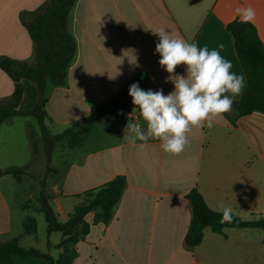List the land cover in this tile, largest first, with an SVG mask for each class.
<instances>
[{
  "label": "crops",
  "instance_id": "0c3cea01",
  "mask_svg": "<svg viewBox=\"0 0 264 264\" xmlns=\"http://www.w3.org/2000/svg\"><path fill=\"white\" fill-rule=\"evenodd\" d=\"M45 1L0 0V55L33 61L34 43L18 15L21 10L35 11ZM249 6L256 12L252 23L264 44V0H75L69 12L75 54L65 83L58 87L48 83L45 92L51 132L58 134L87 117L135 78L144 81L145 90L162 89L165 94L173 90L172 82H166L169 73L158 63L159 54H154L158 36L152 30L165 29L171 37L220 51L231 61L232 71L245 78L238 100L247 81L226 26L239 19L236 8ZM175 72L183 74L184 66H177ZM23 83L19 109L27 110L36 101L37 88L29 80ZM13 92V80L0 69V100ZM133 107L130 118L108 117L89 124L81 143L60 153L61 166L48 179L51 205L58 220L65 222L84 192L118 175L125 177L110 221L92 224L74 244L73 264H264L261 228L225 227L217 233L207 227L199 245L185 244L192 215L188 194L194 188L212 210L230 208L244 220L264 217V114L237 116L232 105L215 118L212 128L193 127L185 150L171 155L158 140L143 146L125 140L129 121L143 124ZM17 118L24 117L0 123V168L31 164V169L29 122ZM27 178L19 182L11 175L0 176V241L18 236L21 247L36 248L56 259L40 249L36 235L23 234L26 217L37 224L41 215L38 183L31 179L34 194L24 186ZM15 185L23 186L21 195L17 196ZM92 218L89 214L86 220L91 223ZM50 234L40 240L46 247Z\"/></svg>",
  "mask_w": 264,
  "mask_h": 264
},
{
  "label": "trees",
  "instance_id": "16d2710c",
  "mask_svg": "<svg viewBox=\"0 0 264 264\" xmlns=\"http://www.w3.org/2000/svg\"><path fill=\"white\" fill-rule=\"evenodd\" d=\"M75 0H46L35 11L21 10L19 20L27 30L34 43V58L26 62L0 55V69L14 82V92L10 98L0 100V123L9 122L14 117H32L36 119L41 135L47 170L52 160L55 145L64 142L69 149L78 146L87 131L89 124L108 117L121 118L125 111L131 109L132 98L128 94L129 86L138 82L143 87L144 81L135 78L114 97L104 101L85 118L69 125L58 134H54L47 127L49 119L46 111L47 98L45 95L47 84L53 87L65 83L67 69L75 54L76 44L69 33V12ZM227 31L233 38L237 58L246 76V88L233 107L237 116L253 112L264 114V44L252 22L241 23L239 19L229 22ZM23 80L31 81L37 88V98L34 105L27 110H20L25 85ZM27 133L31 140L33 156L37 154L38 138L32 128ZM34 158V157H33ZM29 165L0 168V176L11 175L17 181H22L28 173ZM53 170V169H52ZM56 170L54 169L53 172ZM52 173V172H51ZM38 202L40 211L44 213L47 232H60L63 239L57 245L62 249L54 259L49 253L36 248H23L19 245V237L0 241V264H16V258L35 259L43 264H73L76 250L69 247L80 238L87 235L90 226L97 223H108L112 217L113 207L119 201L125 187V177L118 175L104 185L88 190L82 194L83 199L70 213L65 222L57 218L50 197L45 194L46 184L40 180ZM192 207L191 221L185 235L188 247L199 245L203 239V231L209 227L213 232L222 233L225 227L261 228L264 229V217L244 220L232 213V221L220 223L222 211L209 208L197 188L188 194ZM92 214V222L86 217ZM37 224L33 217L27 216L24 222V235L36 234Z\"/></svg>",
  "mask_w": 264,
  "mask_h": 264
},
{
  "label": "clouds",
  "instance_id": "9594fccd",
  "mask_svg": "<svg viewBox=\"0 0 264 264\" xmlns=\"http://www.w3.org/2000/svg\"><path fill=\"white\" fill-rule=\"evenodd\" d=\"M235 15L239 22L250 23L256 12L251 6L239 7ZM152 31L158 36L154 54H159V65L169 73L166 82L174 87L165 94L162 89H142L138 82L129 86L133 111H139L143 124L129 121L124 138L130 144L139 141L141 146L158 140L165 153L179 155L190 143L188 133L193 127L212 128L216 117L231 110L245 87V78L232 71L231 61L217 49L171 37L165 29ZM179 65L184 66L183 74L175 72ZM232 218L231 209L223 208L220 223Z\"/></svg>",
  "mask_w": 264,
  "mask_h": 264
},
{
  "label": "rangeland",
  "instance_id": "374dc122",
  "mask_svg": "<svg viewBox=\"0 0 264 264\" xmlns=\"http://www.w3.org/2000/svg\"><path fill=\"white\" fill-rule=\"evenodd\" d=\"M16 120H20L19 122H24V124H25L26 121H28L29 125L26 128V132H27L29 127L32 128L35 131L36 137L39 140L38 141L37 154L35 156H33L34 158L32 160V163H34V164H33V167L31 169H30V165L31 164H29V168H28V172H29L28 174L29 175H25L28 178L26 179V181L24 183V186L28 190L31 189V191L34 193V190H32L33 189V185H34V181H32L31 179H34L35 181H37L38 189H40V184H39L40 180H44V182L46 184V187H45L46 193L45 194H47L50 197V203H51L52 197L47 193V184L49 182L48 179L55 174L56 171L53 172L54 169L56 170L57 166H61L60 165L61 164L60 153L64 152L65 149L68 148V147H67L65 141L64 142H60V143L55 145V148H54V151H53V155H52V160H51V163L49 164V167H51V169L47 170V163H46V160H45L44 150H43V146H42V142H41V138H40L41 135H40L39 126H38V123H37L36 119H34L32 117H24V118H17ZM46 124H47V127L49 128L48 120L46 121ZM21 127H23V126H21ZM24 128H25V126H24ZM100 128H102V125H101ZM28 136L29 135L26 136V140L29 143L30 140H29ZM61 148H62V150H61ZM20 152L21 151H17L18 154ZM40 152H41V154L39 155ZM37 156H38V158H37ZM32 171L38 172V173H33ZM15 190H16L17 196L21 195V191L23 192V186L22 185H15ZM37 199H38V197H37ZM25 205H27V204H25ZM46 234H48V232L46 231V221H45V218H44V213L41 212V215L37 216V232L34 235L37 236L38 245H39V247H41L40 249H43L45 251H50V253L53 254L54 257L56 258V257L59 256V254H60L62 249L60 250V248H58L57 246H52V243L53 242L57 243V242H59L62 239L61 233L60 232H52L49 235L50 239H49V246L48 247H46L45 244H42L40 242V240L45 241ZM35 240L36 239H33L34 242H36ZM26 245H28V244H26ZM68 246L70 248L71 247L73 248L74 244L73 243H69Z\"/></svg>",
  "mask_w": 264,
  "mask_h": 264
},
{
  "label": "built area",
  "instance_id": "2783aa9c",
  "mask_svg": "<svg viewBox=\"0 0 264 264\" xmlns=\"http://www.w3.org/2000/svg\"><path fill=\"white\" fill-rule=\"evenodd\" d=\"M124 117L126 118H130L131 117V112H130V109L125 111L124 114H123Z\"/></svg>",
  "mask_w": 264,
  "mask_h": 264
}]
</instances>
